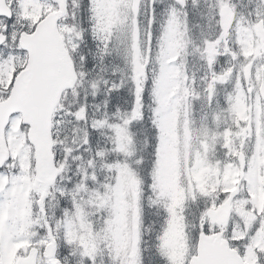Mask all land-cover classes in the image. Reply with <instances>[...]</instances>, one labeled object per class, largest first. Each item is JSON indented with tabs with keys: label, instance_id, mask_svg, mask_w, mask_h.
Returning a JSON list of instances; mask_svg holds the SVG:
<instances>
[{
	"label": "snow or ice",
	"instance_id": "6c2138e0",
	"mask_svg": "<svg viewBox=\"0 0 264 264\" xmlns=\"http://www.w3.org/2000/svg\"><path fill=\"white\" fill-rule=\"evenodd\" d=\"M0 264H264V0H0Z\"/></svg>",
	"mask_w": 264,
	"mask_h": 264
}]
</instances>
